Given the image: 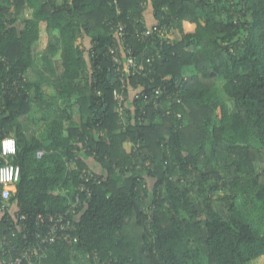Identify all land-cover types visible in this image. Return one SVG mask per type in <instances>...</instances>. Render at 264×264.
I'll return each instance as SVG.
<instances>
[{"label": "trees", "instance_id": "trees-1", "mask_svg": "<svg viewBox=\"0 0 264 264\" xmlns=\"http://www.w3.org/2000/svg\"><path fill=\"white\" fill-rule=\"evenodd\" d=\"M149 8L177 37L130 42L156 58L159 82L181 84L183 119L125 130L108 47L118 23L133 34ZM43 25L58 37L49 51L62 54L51 93L26 77ZM7 79L0 141L16 140L10 163L21 169L10 202L32 227L38 214L81 202L69 217L78 242L54 245L43 264H261L264 0H0V84ZM35 113L43 130L30 136L23 119ZM84 172L105 181L86 185Z\"/></svg>", "mask_w": 264, "mask_h": 264}, {"label": "built area", "instance_id": "built-area-1", "mask_svg": "<svg viewBox=\"0 0 264 264\" xmlns=\"http://www.w3.org/2000/svg\"><path fill=\"white\" fill-rule=\"evenodd\" d=\"M148 20L146 11L145 20L136 27L133 34L129 32L127 24L118 23L113 31L114 42L108 47L113 73L118 83L112 90L115 111L125 130L129 126H149L159 121V117L166 118L171 114L179 120L183 119V113L178 110L184 106L181 84L170 77H162L159 82L155 77L156 58L146 56L145 53L138 55L130 42L134 39L156 45L177 37L178 33L172 25H160L153 16L152 22ZM160 56L158 51L156 57ZM9 83L10 80L7 79L0 84V90L4 94L9 92ZM11 85L16 92L24 89L22 81L17 79ZM98 94L102 95V92ZM9 138L15 141L14 151L5 152L2 142ZM17 152V143L13 137L0 141V264H43L47 252L54 245L64 243L72 246L78 242V237L73 234V221L69 217L76 213L77 204L81 202L77 196L71 210L64 214H38L32 227L27 216L21 214L10 202L11 187L19 182L21 176L20 167L10 163ZM45 154L46 151L40 149L37 151V158L40 159ZM9 173L11 179H8ZM81 179L86 185L91 181H105V178H99L94 172H84ZM84 183L78 187L79 190L88 189ZM35 224L39 227L36 232L33 231ZM19 242L24 243L21 249Z\"/></svg>", "mask_w": 264, "mask_h": 264}, {"label": "crops", "instance_id": "crops-1", "mask_svg": "<svg viewBox=\"0 0 264 264\" xmlns=\"http://www.w3.org/2000/svg\"><path fill=\"white\" fill-rule=\"evenodd\" d=\"M149 13V16H148ZM24 17H30V10H25L23 13ZM152 8L147 11V18L149 22H152ZM57 43L58 37L57 33L49 34L46 25H43L41 38L38 42L34 43L32 46V57L34 61V65L31 69L26 73V77L31 82H41L45 86V91L47 93L52 92L51 84L54 79V74L50 73V69L48 68V63H53L55 70L61 72V59L62 54L59 52L58 54H51L49 51V44ZM42 115V114H41ZM41 115L39 113H35V122H31L30 117H26L23 119L25 126H27V132L31 136V134L35 133V136L39 135L43 127L40 124Z\"/></svg>", "mask_w": 264, "mask_h": 264}, {"label": "clouds", "instance_id": "clouds-1", "mask_svg": "<svg viewBox=\"0 0 264 264\" xmlns=\"http://www.w3.org/2000/svg\"><path fill=\"white\" fill-rule=\"evenodd\" d=\"M5 152L14 151L15 141L11 138L4 140L3 142ZM8 179H11V174L9 173ZM261 264H264V258H261Z\"/></svg>", "mask_w": 264, "mask_h": 264}, {"label": "rangeland", "instance_id": "rangeland-1", "mask_svg": "<svg viewBox=\"0 0 264 264\" xmlns=\"http://www.w3.org/2000/svg\"><path fill=\"white\" fill-rule=\"evenodd\" d=\"M148 16H149V13H148ZM87 44H88V42H87ZM87 44H86V45H87ZM59 71H60V70H59ZM59 71L55 70V72H54V76H59ZM125 146H126L127 149L130 148V145H128V144H125ZM249 264H254V262H250Z\"/></svg>", "mask_w": 264, "mask_h": 264}]
</instances>
